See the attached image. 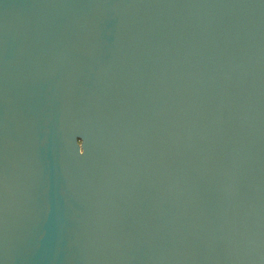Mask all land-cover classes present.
Wrapping results in <instances>:
<instances>
[{
    "label": "water",
    "instance_id": "1",
    "mask_svg": "<svg viewBox=\"0 0 264 264\" xmlns=\"http://www.w3.org/2000/svg\"><path fill=\"white\" fill-rule=\"evenodd\" d=\"M0 264H264V0H0Z\"/></svg>",
    "mask_w": 264,
    "mask_h": 264
}]
</instances>
